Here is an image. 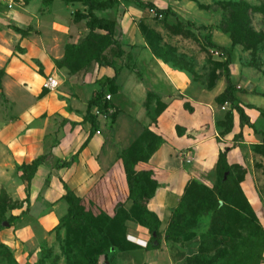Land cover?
Instances as JSON below:
<instances>
[{"label": "rangeland", "instance_id": "374dc122", "mask_svg": "<svg viewBox=\"0 0 264 264\" xmlns=\"http://www.w3.org/2000/svg\"><path fill=\"white\" fill-rule=\"evenodd\" d=\"M140 1L175 16L120 0L95 12L109 28H97L87 38L88 8L79 0H0V227L18 207L10 191L22 192L14 187L24 183L27 192L30 176L29 167L12 164L5 144L11 128L5 123L13 129L30 121L53 135L54 123L64 119L60 105L73 101L80 110L103 89L111 95V118L99 119L105 152L117 157L111 171L124 176L127 161L134 172L153 170L147 159L160 141L168 140L184 158L189 155L194 182L173 216L198 234L203 251L185 264H264V0ZM110 39L120 45L109 46L102 57L115 64L119 78L103 88L115 73L99 65L97 53ZM154 57L184 74L169 85ZM227 67L237 103L254 129L223 99ZM50 76L59 82L52 91L42 87ZM222 155L226 172L219 165ZM20 172L25 174L17 181ZM112 186L105 182L77 213L91 222L95 236L122 249L124 231L107 223L100 202L105 191L113 194ZM240 189L257 222L237 216H243L235 210L243 205ZM206 192H220L218 202L228 209L217 208V199L212 203ZM85 235V227L65 219L58 233L25 245L26 261L0 239V264H88L102 250Z\"/></svg>", "mask_w": 264, "mask_h": 264}, {"label": "crops", "instance_id": "0c3cea01", "mask_svg": "<svg viewBox=\"0 0 264 264\" xmlns=\"http://www.w3.org/2000/svg\"><path fill=\"white\" fill-rule=\"evenodd\" d=\"M154 58L153 63L158 74L168 81L169 85H171L169 80L172 82L174 76L184 74L182 70L171 69L156 57ZM148 90L151 91V88L149 87ZM87 107L88 105L84 103L78 110L73 101L60 105L59 115L64 119L59 125L61 127L54 123L53 135H50L49 131L47 133L46 126L28 123L30 121L21 123L18 128H13L17 129L16 131L11 127L13 123H5L6 129L11 128L12 130H10V136L9 134L6 136L5 144L13 166L30 165L37 158L45 157L30 183L26 182L27 192L22 182H20L21 186L18 183V186L14 187L16 189L22 187V192L14 193L13 190L12 193L10 191L13 202L19 206L9 213L10 217L16 219L11 224L4 222L0 231V239L8 248L16 250L15 253L21 252L19 260H27L28 253L24 252L26 244L36 239H44L61 224L63 219L69 216L70 203L66 199L65 186L70 188L83 202L87 197L95 200L96 196L95 198L90 196L96 185L110 173L111 165L117 162L116 155L111 156L110 153L105 152L104 138L101 133L95 134L87 146L80 151L91 129V125L84 122ZM76 117L79 120L75 119ZM187 157L188 155L186 158L180 155L168 140H165L151 155L148 164L158 173V186L147 207L157 214L161 221V247L147 250L146 246L152 238L149 230L137 222L127 221L124 239L140 246V249L116 248L115 264H184L188 258L198 254L201 245L198 236L187 241L184 246H179L166 239L172 212L181 203L186 186L193 178ZM111 173L115 174L114 170ZM23 175L24 172H20L15 179ZM106 183L114 187V183L110 181ZM248 197L252 203L251 194ZM102 199L101 204L109 212V203ZM103 261L104 258H101V262Z\"/></svg>", "mask_w": 264, "mask_h": 264}, {"label": "trees", "instance_id": "16d2710c", "mask_svg": "<svg viewBox=\"0 0 264 264\" xmlns=\"http://www.w3.org/2000/svg\"><path fill=\"white\" fill-rule=\"evenodd\" d=\"M79 1L83 2V4L88 8V16L90 18V21L88 23V28L90 30V34L87 38L92 36L97 28H109L108 22L99 20L95 12L112 9L120 2V0H79ZM137 2L139 5L151 7L152 9L158 11V13L166 14L168 16L171 15L175 16V13L171 10L167 9L165 11H161L157 7H155L154 4H145L140 0H137ZM113 44H116L118 46L120 45L118 41L110 39L98 50L97 53V62L99 63V65L111 67L114 69L115 72V75L113 77L108 78L106 80V84L103 85V88H106L107 84L115 83L119 78V69L115 67V64L111 61L104 60L102 57L105 50ZM1 73L2 71H0V74ZM226 83L227 86L223 92L224 101L232 105L233 109L236 110V112L238 113L241 122L247 124L249 127L254 129V126L249 123V117L245 112L244 108L237 103L238 98L235 93V86L232 82L231 72L229 67L226 68ZM0 87H1V81H0ZM107 95L108 94H104V91L102 89L101 91H99V93H97L96 96L92 97L88 102V107H87L86 115L84 117V122L89 123L91 125V129H90L89 137L82 145L80 151L87 146L89 140L95 134L97 133L102 134L99 123L100 122L99 119L101 117L97 115V112H99L101 115H106L107 117L111 118V115L109 113L111 111V103L109 100H107ZM260 133L264 137V132H260ZM162 143L163 141H160L153 145L152 151L148 156L147 162L149 161L151 155L162 145ZM44 159L45 157L41 156L37 158L35 161H33L32 164L26 165L30 169V176L29 179H27L28 183H30L38 167L43 163ZM65 164L66 163H64V165ZM219 165L222 171L224 172L227 171V165L223 155L220 156L219 158ZM125 168H126L125 169L126 174L123 177L119 176L118 174H112L110 171V173L104 176L102 180L96 185L90 197L95 198V196L97 195V192L95 193V191H97V189L98 191H100L105 181L106 182L110 181L112 184L114 183V187L112 188L113 194L109 196L110 192L107 191L102 199V201L105 200V202L107 203L108 201H106V199L109 200V212L107 211L108 212L107 223L110 226H113L114 229L117 230L121 228L125 232L127 221L137 222L143 227L147 228L150 234L152 235V238L148 243V245L146 246V249L147 250L159 249L161 247V242H162V233L160 232L161 221L158 215L151 212L147 207L148 202L153 198L156 188L158 186V181H157L158 173L154 169L143 171L141 173L134 172L130 168L129 161H127V165ZM110 176H112V178ZM193 182L194 179L191 180L189 184L186 186L183 198L181 200V203L178 205V207L186 202V198L189 196V193L191 192V187L193 185ZM65 189H66V199L70 203V214L65 219L71 220L85 227L86 240L90 242L92 247L100 246L99 248L102 250V255L94 256L90 258L88 264H115L117 259V251H116L117 247L111 244L112 242L109 241L107 237L102 238L95 236L94 234L95 228L91 224V222L85 216L79 215L77 213V207L79 204L83 202V200L77 197L73 193V191L67 186H65ZM240 194L242 195L241 199L243 205L241 204V206L236 208L235 210L238 209V211L243 216H241L239 213L237 214V216L242 217L245 221H247L248 217H251L254 219V222H257L258 219L241 189H240ZM205 195L206 198L209 199L212 203H216V199H217V206H216L217 208L219 207L222 209H228L227 206H221L220 203L218 202V199L222 200L220 192L217 193L206 192ZM126 200L127 202H129L128 206L132 207L133 210L132 208L129 210V207L127 208L123 205L124 204L123 202H125ZM178 207H176L172 212L170 224L166 232V239L170 242H174L178 244L179 246H184V244L187 241H190L193 238L197 237L198 234H195V232H193L190 229L186 231V228H183L181 222L177 221V218L173 216L174 212L177 213L181 209V206L179 208ZM15 208L18 207L13 206L11 210ZM196 214H201V213L196 212ZM196 218L198 220L199 216H197ZM15 219H16L15 217H11L8 219V221H4V222H8L11 224ZM63 220L61 224L50 234L58 233L60 231L61 225L63 224ZM2 228H3V223L1 224L0 230ZM220 242H225V241L222 240ZM122 249L136 250V249H140V246L125 240ZM201 251H203V244L200 245L198 254L188 258L187 260L198 257ZM101 258H104L103 262H101ZM185 263L186 262H184V264Z\"/></svg>", "mask_w": 264, "mask_h": 264}, {"label": "built area", "instance_id": "2783aa9c", "mask_svg": "<svg viewBox=\"0 0 264 264\" xmlns=\"http://www.w3.org/2000/svg\"><path fill=\"white\" fill-rule=\"evenodd\" d=\"M151 13L155 14V10H154V9H151ZM58 86H59V82H58V80H57L55 77H53V76H50V77L46 78L45 81H44V84H43V87H44L45 89H47V90H51V91L57 89ZM107 99H108V100H111V95H110V94L107 95ZM97 115H99L100 117H102V118H104V119L107 118L106 115H101L99 112H97ZM187 158H188V159H187V163H190L191 160L189 159V155H188Z\"/></svg>", "mask_w": 264, "mask_h": 264}]
</instances>
